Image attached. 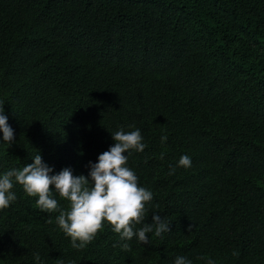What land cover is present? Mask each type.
Returning a JSON list of instances; mask_svg holds the SVG:
<instances>
[{
  "label": "trees",
  "instance_id": "obj_1",
  "mask_svg": "<svg viewBox=\"0 0 264 264\" xmlns=\"http://www.w3.org/2000/svg\"><path fill=\"white\" fill-rule=\"evenodd\" d=\"M0 105V175L39 153L49 175L87 178L112 133L138 128L144 223H169L150 244L106 224L77 250L14 183L0 264H264V0H0Z\"/></svg>",
  "mask_w": 264,
  "mask_h": 264
},
{
  "label": "clouds",
  "instance_id": "obj_2",
  "mask_svg": "<svg viewBox=\"0 0 264 264\" xmlns=\"http://www.w3.org/2000/svg\"><path fill=\"white\" fill-rule=\"evenodd\" d=\"M3 105H0V133L2 141L9 146L13 142V129L7 123ZM132 127V126H129ZM114 145L100 154L95 164L89 163L88 177L73 176L68 168L49 175L52 169L42 162L39 153L22 169L13 168L0 175V210L7 209L17 199L12 191L14 183L22 186L26 196L36 198L37 208L46 213L59 212L56 223L64 235L70 238L71 247L84 249L109 225L123 241L134 237L143 244H150L149 233L162 238L169 231V223L159 215L152 216L150 224L144 223L146 204L152 201L153 193L139 185L136 173L128 167V155L132 151L143 152L146 144L137 128L124 131L122 128L111 134ZM167 137L162 136L161 141ZM163 159V154H161ZM179 167H191V158L180 157ZM54 186V187H53ZM53 189L59 197L69 202L68 210H61ZM51 223V220H49ZM136 225H142L136 229ZM122 250L131 245L123 243ZM233 255H238L233 252ZM34 259L39 261L38 254ZM174 264H192L186 257H176ZM208 264H215L211 259Z\"/></svg>",
  "mask_w": 264,
  "mask_h": 264
}]
</instances>
